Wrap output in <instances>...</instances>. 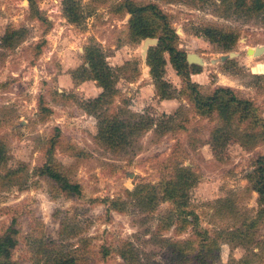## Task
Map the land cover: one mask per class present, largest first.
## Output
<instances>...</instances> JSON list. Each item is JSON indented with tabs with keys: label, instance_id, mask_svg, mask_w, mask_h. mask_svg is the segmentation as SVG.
Masks as SVG:
<instances>
[{
	"label": "rangeland",
	"instance_id": "1",
	"mask_svg": "<svg viewBox=\"0 0 264 264\" xmlns=\"http://www.w3.org/2000/svg\"><path fill=\"white\" fill-rule=\"evenodd\" d=\"M61 1H38L48 20L43 24L30 17L27 0H0V37L7 29L24 30L13 47L0 41V142L7 154L0 170V235L16 221L13 260L199 264L203 254V264H264V217L248 179L264 155V51L246 54L264 47V15L225 12L222 0H132L156 4L170 17L178 49L203 61L197 78L203 93L226 86L253 103L259 142L245 148L232 139L221 150L211 135L221 122L195 114L170 64L164 80L176 98L165 104L158 99L141 55L143 41H129L128 17L115 11L123 0H78L90 13L80 27L63 17ZM206 26L237 35L233 49L225 52L197 34ZM89 45L99 47L116 74L118 93L97 108L100 117L125 108V121L153 120L115 148L97 140L98 121L88 110L101 89L91 80L79 82ZM231 52L237 56L225 65L220 56ZM233 123L241 133L251 126ZM51 140L54 159L80 185V196H67L37 175ZM175 166L198 177L181 211L161 198L159 187L174 177ZM7 172L16 173L5 178ZM139 186H148L141 197L155 193L150 209L129 196ZM174 246L185 251L183 258L172 253Z\"/></svg>",
	"mask_w": 264,
	"mask_h": 264
},
{
	"label": "trees",
	"instance_id": "2",
	"mask_svg": "<svg viewBox=\"0 0 264 264\" xmlns=\"http://www.w3.org/2000/svg\"><path fill=\"white\" fill-rule=\"evenodd\" d=\"M27 1L30 17L43 24H47V18L43 16L38 7L39 0ZM221 4L225 7V12L244 13L248 16L264 15V0H222ZM61 6L63 17L69 24L75 27L82 26L86 17L90 14L88 11L87 14L84 13V8L78 0H62ZM115 11L123 13L122 17L124 18L128 17L127 35L130 42L136 43L147 38L158 39V44L148 50L146 59V67L149 69V75L154 82L158 99L163 101L176 98L169 92L171 90L170 85L164 80L166 65L170 64L176 75L181 79L183 85L182 95L185 94L184 96L187 97V101L195 114L202 118H211L216 115L215 117L221 122V126L213 129L211 132L214 147L223 150L232 139L238 140L239 144L245 148H252L259 142V134H264V122L262 121V132L256 133L255 124L261 121L254 110L253 103L239 98L231 87L219 86L209 94L202 92V86L191 79V75L202 72L201 67L187 63L186 53L177 47L176 40L178 34L171 27L170 17L162 12L156 4L139 5L132 0H123L116 6ZM197 34H200L209 42L220 46L225 52L231 51L237 41V35L234 33L223 32L211 26L198 30ZM23 38L24 30L7 29L5 35L0 37V41L6 47H13L20 43ZM83 52L84 63L80 70L82 72L79 75V82L91 80L101 89L98 97L94 98L90 102V105H88L89 112L94 110V116L98 121L97 140L115 148L122 145L135 131L149 129L153 125L152 119L144 120L142 117H138L137 119L134 116L133 121H125L121 117L123 112L129 113V110L125 108H120V113L117 112L109 116L100 117L96 111L97 108L99 109L111 101L118 93L115 88L116 74L107 63L106 57L98 46L89 45L83 49ZM166 54L168 55V60L165 58ZM228 64L229 61L225 63V65ZM245 121L249 122L251 126H249L248 130L241 133L239 126L234 125L233 122L240 125ZM54 147L55 142L51 140L47 151V160L38 169L37 175L46 178L59 192L67 196H80V185L72 182L65 174V168L54 159ZM6 160L5 145L0 142V170L5 166ZM174 172V177H171L169 181H165L159 187L162 193L161 198L176 205L181 211L187 205L186 192L197 184L198 177L189 167L175 166ZM15 173L7 172L4 177L7 178ZM248 179L253 184L252 191L258 194L259 204L261 205L259 214L263 218L264 155L256 158L254 170L248 176ZM145 187L148 186H139L134 192H128L129 196L139 201L143 210L153 207L156 201L153 190L150 197L140 196ZM18 234L19 230L16 226V221L12 220L7 230L0 235V264H18L13 260V253L18 246ZM212 244L216 245L215 243ZM200 252H203V250ZM172 253L180 255L183 258L185 251H181L174 246ZM197 262L199 264L205 262L203 254L197 256ZM54 264H73V259L60 258Z\"/></svg>",
	"mask_w": 264,
	"mask_h": 264
},
{
	"label": "water",
	"instance_id": "3",
	"mask_svg": "<svg viewBox=\"0 0 264 264\" xmlns=\"http://www.w3.org/2000/svg\"><path fill=\"white\" fill-rule=\"evenodd\" d=\"M158 44V39H151V38H147L145 40H143L142 42V46H141V55L143 58L144 63H146V58H147V53L150 47H155ZM264 51V47H257L254 49H247L246 54L248 56L253 55L254 57H257L259 55H261ZM237 56V53H228L226 55H222L220 56V61L226 62L234 57ZM187 63L192 65V64H197V65H203V61L201 58H199L196 55L193 54H188L186 57Z\"/></svg>",
	"mask_w": 264,
	"mask_h": 264
},
{
	"label": "crops",
	"instance_id": "4",
	"mask_svg": "<svg viewBox=\"0 0 264 264\" xmlns=\"http://www.w3.org/2000/svg\"><path fill=\"white\" fill-rule=\"evenodd\" d=\"M200 74L191 75L192 81L195 82V83L200 84L199 81H198L199 79H197V78H200ZM175 78H176V76H175ZM166 102H172V101H168V100L161 101L162 104H165Z\"/></svg>",
	"mask_w": 264,
	"mask_h": 264
}]
</instances>
